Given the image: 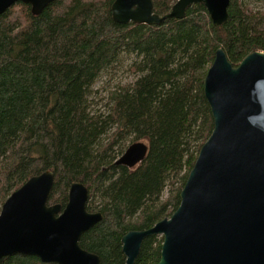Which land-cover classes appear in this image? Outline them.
<instances>
[{
	"label": "trees",
	"instance_id": "1",
	"mask_svg": "<svg viewBox=\"0 0 264 264\" xmlns=\"http://www.w3.org/2000/svg\"><path fill=\"white\" fill-rule=\"evenodd\" d=\"M176 1L152 0L154 13ZM112 3L55 0L37 17L17 3L0 16V210L45 171L54 175L49 205L64 208L71 184L81 183L86 210L102 220L80 247L101 264H125L121 238L170 218L212 133L203 83L216 50L233 67L264 53V0H231L221 27L202 5L160 26L120 25ZM125 62L134 81L96 96L98 78ZM141 141L148 152L138 166L114 165L127 143ZM161 244L146 238L134 264H157ZM0 264L42 263L12 255Z\"/></svg>",
	"mask_w": 264,
	"mask_h": 264
},
{
	"label": "water",
	"instance_id": "2",
	"mask_svg": "<svg viewBox=\"0 0 264 264\" xmlns=\"http://www.w3.org/2000/svg\"><path fill=\"white\" fill-rule=\"evenodd\" d=\"M55 0H0V16L21 3L39 16ZM231 0H177L165 15L154 13L152 0H113L112 20L120 25L160 26L182 20L202 5L215 27L228 21ZM213 130L202 145L182 188L178 208L152 228L121 238L125 264H134L143 241L161 237L157 264H264V132L249 118L264 123V53L247 55L237 67L217 49L204 83ZM148 146L134 142L115 161L133 169ZM51 171L31 177L0 210V260L33 257L42 264H101L83 250L81 237L102 220L88 212V190L71 184L64 208L49 205Z\"/></svg>",
	"mask_w": 264,
	"mask_h": 264
},
{
	"label": "rangeland",
	"instance_id": "3",
	"mask_svg": "<svg viewBox=\"0 0 264 264\" xmlns=\"http://www.w3.org/2000/svg\"><path fill=\"white\" fill-rule=\"evenodd\" d=\"M250 7L256 9L259 7L254 1H247ZM134 81V77L130 74L127 69V62L122 65H118L114 69H110L108 72L101 75L94 85V93L99 97H106L107 92L110 89L118 87L120 85H128ZM102 105V103L100 104ZM146 144V141H141ZM132 143H127V147ZM168 190L166 189L163 195V199L167 198ZM161 238V237H159Z\"/></svg>",
	"mask_w": 264,
	"mask_h": 264
},
{
	"label": "clouds",
	"instance_id": "4",
	"mask_svg": "<svg viewBox=\"0 0 264 264\" xmlns=\"http://www.w3.org/2000/svg\"><path fill=\"white\" fill-rule=\"evenodd\" d=\"M248 122L250 126L257 128L261 132H264V123H257L255 118H249Z\"/></svg>",
	"mask_w": 264,
	"mask_h": 264
}]
</instances>
